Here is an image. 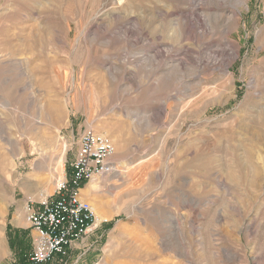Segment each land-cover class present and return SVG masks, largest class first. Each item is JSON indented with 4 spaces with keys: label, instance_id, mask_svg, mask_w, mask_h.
Segmentation results:
<instances>
[{
    "label": "rangeland",
    "instance_id": "rangeland-1",
    "mask_svg": "<svg viewBox=\"0 0 264 264\" xmlns=\"http://www.w3.org/2000/svg\"><path fill=\"white\" fill-rule=\"evenodd\" d=\"M188 1L0 0V264L87 129L116 145L120 175L87 184L111 218L54 264H264V0H202L189 57L125 27Z\"/></svg>",
    "mask_w": 264,
    "mask_h": 264
},
{
    "label": "built area",
    "instance_id": "built-area-1",
    "mask_svg": "<svg viewBox=\"0 0 264 264\" xmlns=\"http://www.w3.org/2000/svg\"><path fill=\"white\" fill-rule=\"evenodd\" d=\"M116 145L108 136L94 129L85 130L68 174L58 180L53 195L38 201L28 200L27 222L32 230V249L26 264H51L58 256L69 255L74 243L93 234L105 222L97 224L91 203L83 190L95 178L115 170Z\"/></svg>",
    "mask_w": 264,
    "mask_h": 264
},
{
    "label": "bare ground",
    "instance_id": "bare-ground-1",
    "mask_svg": "<svg viewBox=\"0 0 264 264\" xmlns=\"http://www.w3.org/2000/svg\"><path fill=\"white\" fill-rule=\"evenodd\" d=\"M120 1V0H119ZM124 1V0H123ZM219 1L221 4L222 3H230V1L232 2V0H217ZM248 0H240V5H246ZM188 2H190V4L188 5V9L187 10H181V9H177L176 7H168V6H164L163 8L159 9L157 11V20L160 22V25L158 27H152V21L149 20V16L147 15H141V17L139 18H136L134 16V14H131L133 13L132 11H130L131 13H129L127 16H123L125 13H124L122 16L123 18L125 19V27L127 26H130V25H133L135 24L136 22H139L141 21L142 24H144V27L142 26L140 29H139V32H141V36H145V37H149V35L151 36H154L155 39L158 41V42H161V41H170L172 42V40L176 39V38H179V42L181 41L180 43V49L176 48L175 46H172L170 44H164L162 43V46L167 50V52L169 53L170 51H180L181 53H186L188 55V53H191L193 52V47H199V44L198 42H194V44L190 45V46H187L186 44L182 43L183 41H188V40H197L198 37H197V27L201 26L203 24L202 22V9H201V2L202 0H189ZM123 4V3H122ZM220 4V5H221ZM170 6V5H169ZM187 6V5H186ZM225 6V5H224ZM223 7V5H222ZM224 9V8H223ZM130 10V9H129ZM119 12V11H118ZM121 12V11H120ZM128 13V11H126ZM213 12V11H212ZM222 12V11H221ZM126 13V14H127ZM224 13V12H223ZM105 14V13H103ZM125 14V15H126ZM114 15H116L114 13ZM149 15V14H148ZM204 15V14H203ZM223 15V14H222ZM118 16V15H117ZM116 16V17H117ZM120 16V14H119ZM140 16V15H139ZM155 16V15H154ZM152 16V17H154ZM225 16V15H224ZM99 17H101V15H99ZM121 17V16H120ZM214 17V16H213ZM219 18V17H218ZM223 18V17H222ZM236 19L238 21V14L234 13L232 15V19ZM100 19V18H98ZM97 19V20H98ZM111 19V18H109ZM153 19V18H151ZM230 19V18H229ZM101 20V19H100ZM99 20V21H100ZM98 22V21H97ZM157 22V21H156ZM155 22V23H156ZM159 24V23H158ZM95 25H97L95 23ZM154 26V25H153ZM129 28V27H127ZM125 29V34H129L130 33V29ZM199 29V28H198ZM229 33V31L227 32ZM226 36V35H225ZM176 40H174V43H175ZM7 45V44H6ZM175 45V44H174ZM5 47V46H4ZM162 47V48H163ZM205 47V46H203ZM163 48V49H164ZM201 49V48H199ZM205 49V48H204ZM190 54V55H191ZM196 54V53H195ZM234 56L235 58L239 56V52H238V49L235 50V53H234ZM189 57V55H188ZM189 59V58H188ZM186 60H180L178 62L179 65H183V64H186ZM263 104V103H262ZM263 106V105H262ZM264 111V110H263ZM263 116V115H262ZM261 122V121H260ZM262 123V122H261ZM263 127V126H262ZM229 139V138H228ZM230 146V145H229ZM239 146V145H238ZM241 147V146H240ZM41 148V147H40ZM64 148V147H63ZM242 149V148H241ZM228 150H230L228 148ZM240 150V149H239ZM66 151H67V148L64 149V154H63V157L61 155V160H59V162L57 163L58 164V168H61L62 170L63 167H64V163H63V159L65 154H66ZM44 152V150H43ZM63 152V151H62ZM250 155H252L250 153ZM248 156V155H247ZM241 160V159H240ZM211 161V160H210ZM248 163V162H246ZM211 164V163H210ZM209 164V165H210ZM228 164V163H227ZM239 165V164H238ZM224 167V166H223ZM232 168V167H231ZM243 168V167H242ZM252 168V167H251ZM244 170V169H243ZM252 170V169H251ZM235 170H233L234 172ZM224 173L229 177V178H233V173L229 172V171H226L224 170ZM257 174V171L254 167V169L251 171V173H247V175H251V177L253 178L254 175ZM120 175V172L118 170H113L112 173H110V176H112L113 178H116ZM237 176V175H236ZM239 176V175H238ZM243 176V175H242ZM248 177V176H247ZM226 178V177H225ZM255 179V178H254ZM257 179V178H256ZM94 183V182H93ZM250 183H253L250 182ZM249 183V184H250ZM30 185V184H28ZM34 185V184H33ZM31 184L30 186V190H33L34 189V186ZM253 185V184H252ZM24 186V184L22 185ZM36 188V187H35ZM99 188V187H98ZM97 190V186H92L89 187L87 186L84 190H83V195L85 197V199L89 202H91V205L93 207V210H94V213L97 217V224L99 225L101 222H108L110 221V218H111V215H109L107 212L104 211V209L102 208V205H99L97 203L96 198L93 196L95 191ZM12 193V192H11ZM13 195V194H12ZM44 197L48 196V195H43ZM26 209V208H25Z\"/></svg>",
    "mask_w": 264,
    "mask_h": 264
},
{
    "label": "crops",
    "instance_id": "crops-1",
    "mask_svg": "<svg viewBox=\"0 0 264 264\" xmlns=\"http://www.w3.org/2000/svg\"><path fill=\"white\" fill-rule=\"evenodd\" d=\"M116 154H117V150H116ZM114 157H115V156H114ZM65 175H66V174H65ZM29 227H30V226H29ZM75 246H76V243H74L73 246L71 247V249H70V253L74 250ZM59 258H60V257L57 256V257L55 258L54 262L51 263V264H54L55 261L58 260ZM24 263L26 264V261H24Z\"/></svg>",
    "mask_w": 264,
    "mask_h": 264
}]
</instances>
